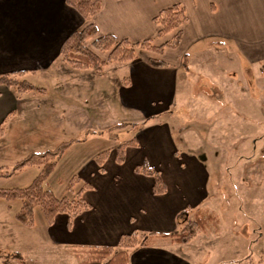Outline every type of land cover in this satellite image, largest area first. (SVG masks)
Returning <instances> with one entry per match:
<instances>
[{
    "label": "crops",
    "instance_id": "0c3cea01",
    "mask_svg": "<svg viewBox=\"0 0 264 264\" xmlns=\"http://www.w3.org/2000/svg\"><path fill=\"white\" fill-rule=\"evenodd\" d=\"M176 3L183 6L187 21L179 28V42L175 48L166 47L160 54L140 49L133 60L108 63L101 72L93 70L102 73L109 64V73H114L119 64L131 68L129 76L120 82L123 103L140 108L144 103L163 101L166 107L162 104L148 113L143 125L133 132L137 146L126 147L121 163L116 162L115 149H112L102 170L92 161L79 176L81 182L90 185L82 192L89 208L74 216L70 226L65 213H57L51 224L46 223L50 239L63 247L111 245L121 234L132 230L173 233L183 226L181 213L184 218L190 217L197 208L212 204L210 175L203 165L192 153L179 157L172 142L173 129L168 125L145 126L146 121L154 117L155 111L156 116L168 109L173 94L171 85L178 77L184 78L179 74L180 69L187 65L188 55L193 51L225 50L245 68L264 63V0H101L90 22L95 25L97 35L110 34L131 42L152 38L154 44L159 45L172 39L177 31L158 37L159 26L153 22V17ZM85 24L65 0H0V73L22 71V77L33 85L39 77L55 85L53 93L45 86L42 94L28 97V94L24 96L0 84V125L6 130L21 131L16 136L18 142L13 143L16 146L28 140L21 135L25 122L34 121L33 110L43 121L37 130L39 136L45 131L44 121L49 112L56 111L60 115L58 122L73 124L76 121L80 91L85 90L83 83L86 77L95 75L81 74L80 71L89 70L74 69L64 63L60 59V47L72 31ZM91 40L87 39L85 46ZM95 53L106 59L105 54ZM151 58L166 65L153 67L148 63ZM227 76L226 82L219 79L221 94L234 89L231 70ZM128 90L139 100H125L124 93ZM49 96L53 99L51 102H47ZM224 110L231 115H245L232 105H220L219 126L231 119L221 117ZM135 149L141 150L142 155L135 163L125 165ZM143 162L160 172L166 186L164 193L154 194L153 178L134 171V167ZM189 242L179 243L167 236L155 235L150 245L128 250L129 264H193L191 256L183 249Z\"/></svg>",
    "mask_w": 264,
    "mask_h": 264
},
{
    "label": "rangeland",
    "instance_id": "374dc122",
    "mask_svg": "<svg viewBox=\"0 0 264 264\" xmlns=\"http://www.w3.org/2000/svg\"><path fill=\"white\" fill-rule=\"evenodd\" d=\"M86 46L96 52L89 41ZM230 57L225 50L210 48L190 53L187 65L182 66L179 73L184 78L178 77L171 85L173 94L168 109L162 115L155 116L156 111L152 113L154 117L145 125H168L173 129L172 142L179 157L192 153L210 175L213 201L211 208L207 206L206 209L217 219L210 220L205 231L183 245L193 264H264V63L245 68L237 58L230 60ZM119 65L114 73L108 72L110 64L102 73L92 69H88L91 72L80 71L95 76L86 77L83 83L85 90L80 91L79 114L73 124L58 122L60 115L56 111L49 112L44 121L45 131L39 136L37 130L43 121L33 110L34 121L25 122L21 135L22 138L27 136L28 140L25 139L22 145L19 142V146L13 143L18 142L16 136L21 131L3 127L0 166L10 174L0 177V188L23 187L38 173L36 166L14 170L15 163L26 154L69 141L68 148L43 185L58 197L71 196L73 191L67 189L71 177L83 174L100 151L115 149L117 144L135 137L132 129L116 130L114 125L142 123L150 111L159 109L162 104L166 107L163 101L144 103L140 108L124 104L120 82L129 76L131 68ZM230 70L234 89L221 94L219 79L226 82ZM48 82L43 77L36 78L35 86L44 90L21 93L28 97L40 95L46 90L45 86L53 93L55 85ZM124 97L135 102L139 100L129 90ZM52 100L49 96L47 102ZM220 105H232L245 115H231L224 110L221 117L231 119L219 126ZM141 155V150H133L125 165L135 163ZM79 186L80 183L73 190ZM18 208V200L0 198V264H24L18 254L26 264H77L87 255L88 252L53 242L40 208L33 210L32 227L15 219L13 212ZM183 215L179 216L184 226L193 217V212L190 217Z\"/></svg>",
    "mask_w": 264,
    "mask_h": 264
},
{
    "label": "trees",
    "instance_id": "16d2710c",
    "mask_svg": "<svg viewBox=\"0 0 264 264\" xmlns=\"http://www.w3.org/2000/svg\"><path fill=\"white\" fill-rule=\"evenodd\" d=\"M66 4L74 8L86 24L79 30L72 31L62 42L60 47V59L74 69H92L95 72H101L103 67L112 62H125L137 58L140 49L148 50L160 54L164 48H175L179 42V28L187 21V15L181 4H172L161 9L153 17V22L159 26L157 36L162 37L165 34L176 30L174 37L162 44H154L152 38H146L141 41L131 42L126 38L118 39L113 35H97L96 27L90 22L91 17L99 10L101 0H65ZM92 39L91 47L98 53L105 54L106 59H101L97 53L85 46L84 42ZM148 63L153 67H162L166 64L157 59L151 58ZM23 72L0 73V84L13 88L17 92L38 91L44 89L36 87L30 81L20 78ZM144 122H121L113 126L114 129H132V132L138 130ZM3 126L0 125V135L3 133ZM70 142L63 141L54 148L43 151H31L14 165V170H20L27 166H36L39 171L32 180L23 187L0 188V198L6 201H19V208L15 212V219L24 226L32 227L34 224L33 210L40 208L47 224L53 222L57 213L67 215V225L70 226L72 219L79 212L89 208L82 192L89 188V183L82 181L79 176H73L67 183V189L73 191L71 196L58 197L43 185L44 180L55 168L57 161L64 154ZM136 138L126 140L117 144L115 147V160L118 163L123 161L124 151L127 146H137ZM109 149L100 151L95 156V162L100 170L103 169V163ZM135 172L149 175L153 178L152 192L162 194L166 191L165 183L160 172L148 166L145 162L134 167ZM10 173L0 166V177H7ZM80 186L73 190L75 185ZM206 208H197L193 212V217L186 221L181 229L173 233L141 232L132 230L119 236L117 242L104 246H73V250H82L88 252L86 256L81 257L77 264H129L128 250L134 247L150 245L155 235H163L171 238L173 241L184 243L189 241L199 232L206 230L208 222L216 220ZM17 257L24 263L20 254Z\"/></svg>",
    "mask_w": 264,
    "mask_h": 264
}]
</instances>
